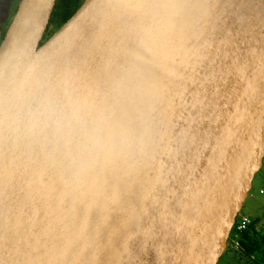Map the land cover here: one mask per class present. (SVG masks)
Instances as JSON below:
<instances>
[{"label":"water","instance_id":"water-1","mask_svg":"<svg viewBox=\"0 0 264 264\" xmlns=\"http://www.w3.org/2000/svg\"><path fill=\"white\" fill-rule=\"evenodd\" d=\"M20 0L0 44V264H217L264 158V0Z\"/></svg>","mask_w":264,"mask_h":264},{"label":"rangeland","instance_id":"rangeland-1","mask_svg":"<svg viewBox=\"0 0 264 264\" xmlns=\"http://www.w3.org/2000/svg\"><path fill=\"white\" fill-rule=\"evenodd\" d=\"M8 23L9 22H6L5 26L2 28L0 37H2L1 35H3L4 29L8 26ZM261 179L262 172L259 170L252 180L251 189L240 212V215L249 216L252 228L255 231V237L258 240L264 238V193H259ZM234 245L235 243L228 239L225 253L217 264H261L258 255H255L251 259L247 258L243 256L239 250L234 248Z\"/></svg>","mask_w":264,"mask_h":264},{"label":"trees","instance_id":"trees-1","mask_svg":"<svg viewBox=\"0 0 264 264\" xmlns=\"http://www.w3.org/2000/svg\"><path fill=\"white\" fill-rule=\"evenodd\" d=\"M82 2L83 0H56L43 40L58 29L76 11ZM229 239L238 243L236 249L243 256L251 259L255 255H258L261 264H264V238L258 240L255 237V231L251 224L247 230L240 232L233 228Z\"/></svg>","mask_w":264,"mask_h":264},{"label":"built area","instance_id":"built-area-1","mask_svg":"<svg viewBox=\"0 0 264 264\" xmlns=\"http://www.w3.org/2000/svg\"><path fill=\"white\" fill-rule=\"evenodd\" d=\"M260 170L262 172V179H261V183H260L259 193L262 194V193H264V158H263L262 167ZM250 224H251V220H250L249 216L239 214L236 218V222H235L233 228H235L236 231L240 232V231L247 230L249 228ZM233 242L235 243L234 248H237L238 243L235 241H233Z\"/></svg>","mask_w":264,"mask_h":264},{"label":"crops","instance_id":"crops-1","mask_svg":"<svg viewBox=\"0 0 264 264\" xmlns=\"http://www.w3.org/2000/svg\"><path fill=\"white\" fill-rule=\"evenodd\" d=\"M9 4V2L0 4V33L12 14V8Z\"/></svg>","mask_w":264,"mask_h":264},{"label":"flooded vegetation","instance_id":"flooded-vegetation-1","mask_svg":"<svg viewBox=\"0 0 264 264\" xmlns=\"http://www.w3.org/2000/svg\"><path fill=\"white\" fill-rule=\"evenodd\" d=\"M5 2H9L10 3L9 5H11V8H12V14H11L9 20H8V22L10 23L11 20H12L13 15L15 14V12L17 10V7H18V4H19L20 0H0V4L5 3ZM9 23H8V25H9ZM7 28H8V26L4 29L3 35H1L2 37H0V44H1L2 40H3V38H4V35H5L6 31H7Z\"/></svg>","mask_w":264,"mask_h":264}]
</instances>
